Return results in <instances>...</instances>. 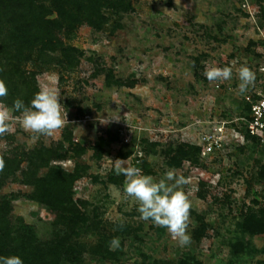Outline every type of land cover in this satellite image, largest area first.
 <instances>
[{
    "label": "rangeland",
    "instance_id": "1",
    "mask_svg": "<svg viewBox=\"0 0 264 264\" xmlns=\"http://www.w3.org/2000/svg\"><path fill=\"white\" fill-rule=\"evenodd\" d=\"M130 2L128 11L106 9L100 28L82 23L70 36L60 34L83 52L71 68L56 61L44 68L27 65L37 72L39 89L58 92L64 126L43 136L13 122L12 132L0 136V155L56 151L38 177L50 167L71 173L83 166L73 198L90 220L69 237L79 245L81 264H178L187 256L192 264H264V235L241 228L249 208H264V147L246 134L242 119L246 96L264 92V0ZM213 65L233 67L232 78L209 82L204 71ZM242 65L255 73L243 94L237 74ZM221 121L228 122L223 150L178 167L168 164L170 149L202 148L204 134ZM117 161L157 179L170 168L188 179L190 244L180 247L166 228L139 218L138 202L124 192L125 177L115 174ZM34 191L21 171L0 189L10 200L0 234L2 227L11 229L12 248L19 247L24 224L33 227L36 245L65 235L49 207L31 198ZM113 238L119 247L110 250ZM239 242L250 247L236 253Z\"/></svg>",
    "mask_w": 264,
    "mask_h": 264
},
{
    "label": "trees",
    "instance_id": "2",
    "mask_svg": "<svg viewBox=\"0 0 264 264\" xmlns=\"http://www.w3.org/2000/svg\"><path fill=\"white\" fill-rule=\"evenodd\" d=\"M130 8V0H0V79L5 80L8 86V95L0 100L12 106L19 98L29 105L39 91L35 77L37 72L28 70L29 63L37 62L39 67L44 68L56 61L71 68L77 63L76 57L83 52L75 46L66 45L60 34L66 32L70 36L82 23L100 28L108 19L104 12L106 9L119 13ZM245 111V116H248L250 104L247 102ZM252 140L259 145L256 139ZM201 152L200 146L181 145L176 150H169L168 164L178 167L184 160L196 159ZM55 153L51 149L39 148L13 157L0 155L3 160L0 189L8 178L21 171L25 182L35 187L31 198L49 207L57 222L67 228L65 235L52 244L36 245L33 227L24 224L18 230L19 247L12 248L9 240L11 229L2 227L0 255H21L24 263L29 264H64V261L81 264L79 245L69 241V237L71 233L77 235L90 220L73 198L74 183L82 177L84 168L78 166L75 172L70 173L61 167H50L44 176L38 177L40 168L49 166ZM127 157L120 155L123 159ZM25 160L28 166L23 168ZM260 175L264 177V168ZM248 210L243 216L242 231L252 236L264 235V208ZM9 211L10 200L0 196V225L7 221ZM202 235L201 228L197 238ZM249 247L239 242L236 253ZM193 261L191 256H187L178 264H192Z\"/></svg>",
    "mask_w": 264,
    "mask_h": 264
},
{
    "label": "clouds",
    "instance_id": "3",
    "mask_svg": "<svg viewBox=\"0 0 264 264\" xmlns=\"http://www.w3.org/2000/svg\"><path fill=\"white\" fill-rule=\"evenodd\" d=\"M238 88L241 94L255 81V73L246 65L238 69ZM233 67L206 66L204 76L209 82L225 81L232 78ZM8 95L5 80L0 79V98ZM61 98L55 89L40 87L34 94L30 104L26 106L23 100L17 98L11 107L0 100V136L12 132L13 122L19 123L27 132L52 136L56 130L64 126L65 114L61 107ZM19 112L18 117L13 113ZM3 160L0 159V170ZM115 174L123 175L124 192L138 202L137 211L140 219L151 220L154 226L164 227L171 237L178 241L180 247L191 242L188 227L192 203L184 186L188 179L178 174L175 168H170L160 178L144 174L139 167L129 166L117 161ZM119 247V240L113 238L110 250ZM0 264H24L21 255H0Z\"/></svg>",
    "mask_w": 264,
    "mask_h": 264
},
{
    "label": "built area",
    "instance_id": "4",
    "mask_svg": "<svg viewBox=\"0 0 264 264\" xmlns=\"http://www.w3.org/2000/svg\"><path fill=\"white\" fill-rule=\"evenodd\" d=\"M250 104L248 116L242 117L246 134L256 139L264 147V92L249 95L245 98ZM227 121H221L218 126L204 134L202 139V155L208 156L223 150L228 143ZM128 141V140H127Z\"/></svg>",
    "mask_w": 264,
    "mask_h": 264
}]
</instances>
